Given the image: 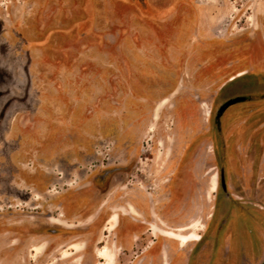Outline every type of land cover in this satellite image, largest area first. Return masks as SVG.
I'll return each mask as SVG.
<instances>
[{
	"label": "rangeland",
	"instance_id": "obj_1",
	"mask_svg": "<svg viewBox=\"0 0 264 264\" xmlns=\"http://www.w3.org/2000/svg\"><path fill=\"white\" fill-rule=\"evenodd\" d=\"M102 248L264 262V0H0V264Z\"/></svg>",
	"mask_w": 264,
	"mask_h": 264
},
{
	"label": "bare ground",
	"instance_id": "obj_2",
	"mask_svg": "<svg viewBox=\"0 0 264 264\" xmlns=\"http://www.w3.org/2000/svg\"><path fill=\"white\" fill-rule=\"evenodd\" d=\"M113 220L115 221L116 220V216L114 215L113 217ZM168 236H175L177 237L178 239H181L182 241H185V242H188L192 239H195L197 240L198 237L197 236H192V235H177L173 232H167ZM99 258L103 259V260H107V261H100V262H97L95 264H112V260H113V257H112V254L111 252L108 251L107 248H102L100 251H99V254H98Z\"/></svg>",
	"mask_w": 264,
	"mask_h": 264
},
{
	"label": "flooded vegetation",
	"instance_id": "obj_3",
	"mask_svg": "<svg viewBox=\"0 0 264 264\" xmlns=\"http://www.w3.org/2000/svg\"><path fill=\"white\" fill-rule=\"evenodd\" d=\"M242 74V73H241ZM247 100V97H246V99L245 100H243V101H246ZM243 101H241V102H243ZM239 103V102H238ZM237 104V103H236ZM233 105H235V104H233ZM233 105H230L229 107H231V106H233ZM229 107H227L225 110H224V112H223V114L221 115V116H218V113H217V117H216V120H217V127L218 128H220L221 127V117L224 115V113H225V111L229 108ZM219 111V110H218ZM222 169H224V168H222ZM221 169V170H222ZM224 174H225V170H224ZM225 179H226V176H225ZM227 189H228V187H227ZM227 189H224L223 187H222V190L224 191V192H227ZM114 215L116 216V219H117V214L116 213H114L112 216H111V220H113V217H114ZM225 225V221H223V225L222 226H220L219 228H218V232H222L224 229H223V226ZM188 228L186 227V228H181L180 230H182V231H184V230H187ZM234 231L236 232V233H241V227L239 226V224H237L236 226H235V228H234ZM167 232H169V231H165V235L167 234ZM171 232H173V231H171ZM183 235H190V233H186V234H184V233H182ZM167 236V235H166ZM172 238V237H171ZM173 239H176V238H173ZM200 239V237L198 236V239L197 240H199ZM176 240H178L179 242H180V240L179 239H176ZM197 240H192V241H197ZM190 242V241H189ZM188 243V242H187ZM182 244V243H181ZM76 245H78L77 243H75V244H73L72 246L75 248L76 247ZM237 247H238V245H237ZM98 254H99V251H98ZM190 259H188V262H187V264H190V261H189Z\"/></svg>",
	"mask_w": 264,
	"mask_h": 264
},
{
	"label": "water",
	"instance_id": "obj_4",
	"mask_svg": "<svg viewBox=\"0 0 264 264\" xmlns=\"http://www.w3.org/2000/svg\"><path fill=\"white\" fill-rule=\"evenodd\" d=\"M245 99H246V96H244V95L236 96V97H234V98L229 99L228 101H226V102L220 107V109H219V111H218V116H221V115L223 114L224 110H225L227 107H229L230 105L236 104V103L241 102V101H243V100H245ZM220 177H221V185H222V187H223L224 189H227V183H226V179H225L224 169H222V170L220 171ZM261 264H264V262L261 263Z\"/></svg>",
	"mask_w": 264,
	"mask_h": 264
}]
</instances>
